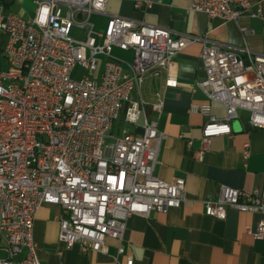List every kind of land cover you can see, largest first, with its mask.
<instances>
[{
    "label": "built area",
    "instance_id": "2783aa9c",
    "mask_svg": "<svg viewBox=\"0 0 264 264\" xmlns=\"http://www.w3.org/2000/svg\"><path fill=\"white\" fill-rule=\"evenodd\" d=\"M32 1L27 19L0 7L8 65L0 71V236L7 252L0 264H41L32 231L44 204L62 211L58 241L67 249L77 244L81 252L104 251L106 238L121 243L133 215L166 214L181 205L184 179L165 182L153 175L164 134L145 116L144 102L132 95L156 69L164 70L166 86L175 88L172 59L187 46L202 43L205 78L197 86L225 109L224 118L216 119L208 104L191 106L190 112L207 117L199 158L214 137L231 135L238 109L249 113L253 127L264 129V54L244 49L239 55L196 36L172 37L168 29L119 16H110L105 29L95 31L89 17L104 13L107 0ZM134 6L146 10L151 2ZM190 10L222 22L261 16V8L253 10L249 0H192ZM114 48L132 52V61L115 59ZM77 66L87 71L79 79L73 76ZM152 109L160 113L162 102ZM120 119L141 132L113 136ZM249 154L246 143L243 159ZM227 208L264 215V189L221 186L216 197L204 201V214L215 219L224 220ZM245 231L264 241V219Z\"/></svg>",
    "mask_w": 264,
    "mask_h": 264
},
{
    "label": "crops",
    "instance_id": "0c3cea01",
    "mask_svg": "<svg viewBox=\"0 0 264 264\" xmlns=\"http://www.w3.org/2000/svg\"><path fill=\"white\" fill-rule=\"evenodd\" d=\"M24 1L0 0V7L27 19L33 13L24 18L17 8ZM136 1L145 0H107L104 13L91 14L100 22H90L91 16L89 22L98 31L110 16H119L168 29L172 37L196 36L239 55L244 56V49L264 54V0H249L253 10L261 8L260 17L243 14L236 22L209 19L203 13L191 11L192 0H149L151 6L146 10L135 8ZM2 34L3 67L7 69L3 56L7 36ZM201 49L202 43L196 42L173 57L175 88L167 87L165 71L156 69L145 74L139 91L132 95L133 99L144 102L145 116L156 120L158 130L164 134L153 175L165 182L184 179L181 205L166 214L133 215L126 221L121 243L106 238L104 251L81 252L77 244L67 249L58 241V217L62 211L59 206L44 204L35 215L32 231L41 264H127L129 259L132 264H264V241L254 239L245 231L264 219V215L232 208L226 209L224 220L204 214L205 199L216 197L221 186L243 191L264 189V129L253 127L249 113L238 109L237 117L230 121L231 135L214 137L209 149L199 158L201 130L207 117L190 112L191 106L208 104L210 116L216 119L225 116L224 106L210 101L197 86L205 78ZM127 52L130 51L114 48L112 55L124 61L116 56ZM102 69L101 65L98 76ZM159 101L162 110L156 113L152 105ZM142 120L143 117L139 124ZM116 123L125 126L119 135L124 130L140 131L121 119ZM246 143L250 154L244 160L242 149ZM119 246L123 248L122 253H118ZM6 256V245L0 236V259Z\"/></svg>",
    "mask_w": 264,
    "mask_h": 264
},
{
    "label": "rangeland",
    "instance_id": "374dc122",
    "mask_svg": "<svg viewBox=\"0 0 264 264\" xmlns=\"http://www.w3.org/2000/svg\"><path fill=\"white\" fill-rule=\"evenodd\" d=\"M17 8L23 14L24 18H27V17H30L32 15V13L34 11V8H35V5L30 0H25L24 3H22L21 6L18 5ZM90 22H93V23L97 24L100 21H98L97 19H95L94 16H91L90 17ZM105 26L103 28H98V31H103L105 29ZM82 34H83V30L82 29H79L77 31L76 37L78 39H80L82 37ZM3 41H4V36L0 32V69H1V71L6 70V67H3L4 66V61L2 59V45H3ZM117 55L118 56H116V58H118L120 60H124L125 62H131L132 61V54L130 52H127V53H117ZM102 60H104V59H102ZM86 74H87V71L84 70L83 68H81L80 66H77L75 68L74 72H73V76H74L75 79H79V78L85 76ZM124 127H125L124 124H122V123H116L114 125V128L111 130V134L113 136L119 135L120 131Z\"/></svg>",
    "mask_w": 264,
    "mask_h": 264
},
{
    "label": "water",
    "instance_id": "95a60500",
    "mask_svg": "<svg viewBox=\"0 0 264 264\" xmlns=\"http://www.w3.org/2000/svg\"><path fill=\"white\" fill-rule=\"evenodd\" d=\"M139 132H141V131H139Z\"/></svg>",
    "mask_w": 264,
    "mask_h": 264
}]
</instances>
